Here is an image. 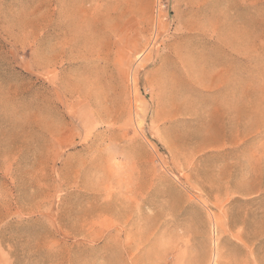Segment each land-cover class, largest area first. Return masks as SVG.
Masks as SVG:
<instances>
[{"label": "rangeland", "instance_id": "374dc122", "mask_svg": "<svg viewBox=\"0 0 264 264\" xmlns=\"http://www.w3.org/2000/svg\"><path fill=\"white\" fill-rule=\"evenodd\" d=\"M0 264H264V0H0Z\"/></svg>", "mask_w": 264, "mask_h": 264}]
</instances>
